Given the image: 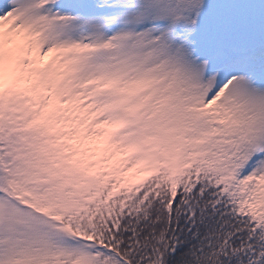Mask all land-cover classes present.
<instances>
[{
  "label": "snow or ice",
  "instance_id": "1",
  "mask_svg": "<svg viewBox=\"0 0 264 264\" xmlns=\"http://www.w3.org/2000/svg\"><path fill=\"white\" fill-rule=\"evenodd\" d=\"M0 264H264V0H0Z\"/></svg>",
  "mask_w": 264,
  "mask_h": 264
}]
</instances>
